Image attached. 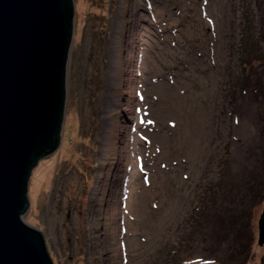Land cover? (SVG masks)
Here are the masks:
<instances>
[{"label":"rangeland","instance_id":"374dc122","mask_svg":"<svg viewBox=\"0 0 264 264\" xmlns=\"http://www.w3.org/2000/svg\"><path fill=\"white\" fill-rule=\"evenodd\" d=\"M73 2L24 215L54 264H264V0Z\"/></svg>","mask_w":264,"mask_h":264},{"label":"water","instance_id":"95a60500","mask_svg":"<svg viewBox=\"0 0 264 264\" xmlns=\"http://www.w3.org/2000/svg\"><path fill=\"white\" fill-rule=\"evenodd\" d=\"M74 13L73 0H0V264H54L24 215L32 170L62 141Z\"/></svg>","mask_w":264,"mask_h":264},{"label":"trees","instance_id":"16d2710c","mask_svg":"<svg viewBox=\"0 0 264 264\" xmlns=\"http://www.w3.org/2000/svg\"><path fill=\"white\" fill-rule=\"evenodd\" d=\"M250 60H249V58H247V57H245L244 56V58H243V60H242V65H243V67H245V68H247V67H249V65H251L250 64ZM240 238H242V237H240ZM252 238L251 239H249V242L247 243V244H244V247L245 248H251L252 247ZM237 242L238 243H240V239H237ZM249 252H247V254H248ZM247 258H248V256H247ZM247 260V259H246Z\"/></svg>","mask_w":264,"mask_h":264}]
</instances>
